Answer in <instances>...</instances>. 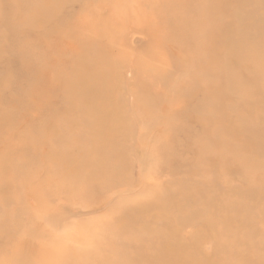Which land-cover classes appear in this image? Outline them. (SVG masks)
<instances>
[{
	"label": "rangeland",
	"instance_id": "rangeland-1",
	"mask_svg": "<svg viewBox=\"0 0 264 264\" xmlns=\"http://www.w3.org/2000/svg\"><path fill=\"white\" fill-rule=\"evenodd\" d=\"M211 1L0 0V264H264V0Z\"/></svg>",
	"mask_w": 264,
	"mask_h": 264
},
{
	"label": "bare ground",
	"instance_id": "bare-ground-1",
	"mask_svg": "<svg viewBox=\"0 0 264 264\" xmlns=\"http://www.w3.org/2000/svg\"><path fill=\"white\" fill-rule=\"evenodd\" d=\"M216 0H212L211 1V4L212 3H214ZM218 1V4H219V9L220 10H222V8H223V6H222V2L220 1V0H217ZM210 4V5H211ZM184 9V8H183ZM217 9L214 7L213 9H211V8H209V16H210V20L212 19V20H214L215 18H216V16L220 13V11H216ZM219 16V15H218ZM214 21H216V20H214ZM217 22V21H216ZM213 23V22H212ZM211 23V24H212ZM215 23V22H214ZM197 25V24H196ZM214 26V25H213ZM218 26V25H217ZM221 26V25H220ZM210 27H212V26H210ZM209 27V28H210ZM217 28V27H216ZM212 28V29H208L209 30V32L205 35V37H208V39H209V41H210V43L212 44V46H216V45H218V46H221L222 44H223V28L224 27H219V28ZM203 38H204V36H203ZM180 41V40H179ZM178 41V42H179ZM177 42V43H178ZM173 43H174V41H173ZM178 50V49H177ZM182 52V51H181ZM176 53H177V51H176ZM187 53H188V51H187ZM189 54H190V51H189ZM179 56V55H178ZM189 56V55H188ZM191 57V56H190ZM182 58V57H181ZM181 58H179L178 60H180ZM214 55H212V56H210V57H207L206 58V60H208V63H207V68H209V69H214L215 68V62H214ZM182 61V60H181ZM183 63V62H182ZM181 64V63H180ZM190 64V63H189ZM188 64V65H189ZM179 65V64H178ZM201 65H204V64H201ZM185 69V68H184ZM190 69V68H189ZM194 69V68H193ZM202 69V68H201ZM190 70H192V69H190ZM193 71V70H192ZM190 72V71H189ZM213 72V71H212ZM210 73V72H209ZM202 75L201 73H198V75ZM196 75V74H195ZM211 75V74H210ZM191 76V75H190ZM207 76V75H206ZM195 77H197V76H195ZM209 77V76H208ZM205 78V77H204ZM181 79V78H180ZM205 80V79H204ZM206 80H207V77H206ZM212 81V80H211ZM196 90V89H195ZM194 90V91H195ZM176 93V92H175ZM174 96V95H173ZM209 96V95H208ZM172 97V96H171ZM181 97V96H180ZM214 97V96H213ZM170 98V97H169ZM186 98V97H185ZM217 99H218V97H216ZM176 99H178V98H176ZM188 99V98H187ZM221 99V98H220ZM171 100V99H170ZM220 105V104H219ZM213 106H215V105H213ZM189 112V111H188ZM191 112V111H190ZM206 115V114H205ZM200 224V223H199ZM204 224H206V223H204ZM202 225V224H201ZM151 227H153V226H151ZM154 228V227H153ZM202 228H203V226H202ZM145 230V229H144Z\"/></svg>",
	"mask_w": 264,
	"mask_h": 264
}]
</instances>
